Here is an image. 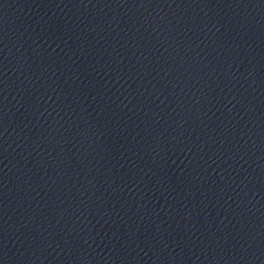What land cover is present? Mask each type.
<instances>
[{
	"label": "water",
	"instance_id": "obj_1",
	"mask_svg": "<svg viewBox=\"0 0 264 264\" xmlns=\"http://www.w3.org/2000/svg\"><path fill=\"white\" fill-rule=\"evenodd\" d=\"M0 264H264V0H0Z\"/></svg>",
	"mask_w": 264,
	"mask_h": 264
}]
</instances>
